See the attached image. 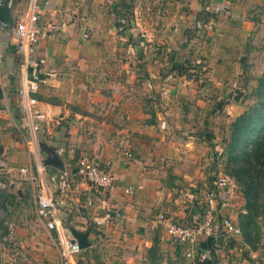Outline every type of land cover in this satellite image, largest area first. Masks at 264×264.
I'll list each match as a JSON object with an SVG mask.
<instances>
[{
    "label": "crops",
    "instance_id": "1",
    "mask_svg": "<svg viewBox=\"0 0 264 264\" xmlns=\"http://www.w3.org/2000/svg\"><path fill=\"white\" fill-rule=\"evenodd\" d=\"M37 3L42 37L28 56L46 80L36 98L48 121L35 138L18 110L23 60L13 30L29 1L0 0L9 12V24L0 23V264H60L58 231L37 216L40 193L56 206L57 225L87 232L90 247L76 264H146L156 239L163 264H190V244L173 242L166 227L205 217L221 166V126L243 113L248 92L239 85L254 80L249 69L264 33V0ZM49 26L57 30L47 32ZM184 60L190 74L177 75L171 63ZM234 91L241 93L236 100ZM40 143L55 149L62 169L46 165ZM82 158L108 171L114 187L97 189L82 178ZM222 200L217 218L238 225L242 195ZM216 246L213 238L196 244L200 253L214 248L216 264H248L264 253L241 239Z\"/></svg>",
    "mask_w": 264,
    "mask_h": 264
},
{
    "label": "built area",
    "instance_id": "2",
    "mask_svg": "<svg viewBox=\"0 0 264 264\" xmlns=\"http://www.w3.org/2000/svg\"><path fill=\"white\" fill-rule=\"evenodd\" d=\"M28 1L29 10L16 20L13 30L18 41L17 48L23 60L19 73L21 83L17 92L18 110L29 134L35 137L41 131L43 124L48 121V118L38 108V100L36 98L39 85L45 83L46 80L40 75L39 65L28 56L29 47L36 45L42 37V31L37 27L42 14L37 0ZM46 30L47 32H53L57 30V27L49 26ZM239 97L240 95L236 91L232 92V99L236 100ZM122 148L123 154L129 156L128 144L124 143ZM218 152L219 150L215 156L219 155ZM218 158L220 157L218 156ZM78 174L97 189L111 190L115 184L114 177L108 171L87 158L79 160ZM237 191L238 187L234 180L225 175L222 169H219L214 174L212 187L205 198L206 211L203 220L185 227L173 224L167 225L166 234L173 242L181 245L190 244L189 249L185 253L186 258L190 260V264H204L212 259L213 250H206L202 253L198 251L196 244L199 240L216 238L215 244L218 247L234 239H241L240 228L230 217L222 216L219 219L217 218L220 206L217 201L218 197L223 194H234ZM125 193L130 194V190H126ZM37 206V216L41 221L45 222L46 228L58 231L56 246L61 255L60 264H76L75 260H77L82 250L71 238L69 232L57 225L52 219L56 206L46 193H40L37 196ZM159 221L163 223V217H159Z\"/></svg>",
    "mask_w": 264,
    "mask_h": 264
},
{
    "label": "trees",
    "instance_id": "3",
    "mask_svg": "<svg viewBox=\"0 0 264 264\" xmlns=\"http://www.w3.org/2000/svg\"><path fill=\"white\" fill-rule=\"evenodd\" d=\"M123 19L120 26L125 28L129 18L124 16ZM123 31L121 30V33H124ZM186 62L173 61L171 70L180 76L189 75L190 62ZM247 98L245 110L231 122L228 137L222 140L221 147L224 148L219 150L218 156L222 159L220 169L234 180L245 203V214L238 218L241 241L251 252H256L261 244V227L258 220L264 219V205L260 203L264 194V75L258 79L257 85L248 91ZM198 139L203 140L201 135ZM213 240L216 243V238ZM208 250H213V255L215 254L214 248ZM148 260L147 264L164 263L157 239L149 250ZM217 261L216 256H213L211 261L204 264H216ZM165 264L180 263L169 258Z\"/></svg>",
    "mask_w": 264,
    "mask_h": 264
},
{
    "label": "rangeland",
    "instance_id": "4",
    "mask_svg": "<svg viewBox=\"0 0 264 264\" xmlns=\"http://www.w3.org/2000/svg\"><path fill=\"white\" fill-rule=\"evenodd\" d=\"M257 38H258V41L256 43V45H257V49H256V52H255L256 55H255V57L252 60V63H253L252 65L253 66L249 69L250 77L252 79L254 78V80L252 81V83H247L246 86L239 85L240 87H242V91H244L245 93H247L248 91H251L257 85L258 79L264 75V33H261L260 37H257ZM236 93L241 95L240 91H236ZM228 129H230L229 125L228 126L226 125L224 128H223V126H221L220 130L221 131L223 130V135L220 134V138L219 139L223 140V139L228 137V134H229V130ZM221 144H222L221 146H223V142ZM201 156H202V152H200L198 150V152H195L194 154H192V157H189V160H191L192 158L194 160H198L199 157H201ZM194 160H191L193 162V164L195 163ZM221 162H222V160H221ZM204 165H205V163L202 164V167ZM209 174H210V172H207L206 175H205L206 176L205 179H206L207 182L210 180L209 179ZM210 176L212 178V175H210ZM222 198H223V195L218 197V200H217L218 204H219V202L220 203L224 202L222 200ZM260 203H262L264 205V194H263V199L261 200ZM258 222H259V225L261 227V233H260L261 234V237H260L261 241L260 242H262V245L258 246L259 247L258 250H259V252L261 250H262V252H264V219L263 218L259 219ZM259 260H260V262H259ZM148 261H146V264H147ZM258 262H259V264H264V253H263L262 259H258L256 257V259H252V261H247L248 264H258Z\"/></svg>",
    "mask_w": 264,
    "mask_h": 264
},
{
    "label": "water",
    "instance_id": "5",
    "mask_svg": "<svg viewBox=\"0 0 264 264\" xmlns=\"http://www.w3.org/2000/svg\"><path fill=\"white\" fill-rule=\"evenodd\" d=\"M8 1L5 2L7 4ZM9 12L6 8H0V23L9 24ZM40 147L48 154V159L45 161L46 165L52 166L54 168L62 169L63 163L60 161L58 155L55 152L54 148H50L47 145L40 143ZM70 235L72 239L77 243L78 247L83 250L90 247V244L87 240L86 233H77L74 230H70Z\"/></svg>",
    "mask_w": 264,
    "mask_h": 264
}]
</instances>
